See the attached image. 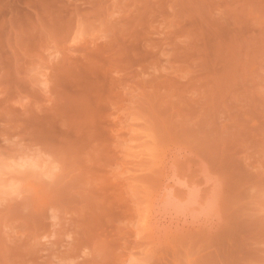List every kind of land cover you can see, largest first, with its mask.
<instances>
[{"label": "rangeland", "instance_id": "rangeland-1", "mask_svg": "<svg viewBox=\"0 0 264 264\" xmlns=\"http://www.w3.org/2000/svg\"><path fill=\"white\" fill-rule=\"evenodd\" d=\"M0 264H264V0H0Z\"/></svg>", "mask_w": 264, "mask_h": 264}, {"label": "bare ground", "instance_id": "bare-ground-1", "mask_svg": "<svg viewBox=\"0 0 264 264\" xmlns=\"http://www.w3.org/2000/svg\"><path fill=\"white\" fill-rule=\"evenodd\" d=\"M187 162H188V161H187ZM186 164H187V163H186ZM188 164H189V162H188ZM181 165L184 166L185 163H184V164L182 163ZM185 166H187V165H185ZM175 169H177V168H175ZM181 170H182V169H181ZM182 171H183V170H182ZM184 171H185V170H184ZM181 174H182V173H181ZM180 176H181V175H180ZM169 178H170V177H169ZM182 178H183V175H182ZM176 179H177V178H176ZM182 180H183V179H182ZM183 182H184V181H183ZM188 185H189V184H188ZM161 186H162V185H161ZM170 186H171V185H170ZM170 186H169V187H170ZM191 186H192V185H191ZM179 187H180V186H179ZM165 188H166V185H165ZM173 188H174V187H173ZM187 188L190 189V187H187ZM178 189H179V188H178ZM191 189H192V188H191ZM165 191H166V190H165ZM177 192H178V191H176V196H177ZM184 192H185V191H184ZM179 193H180V192H179ZM185 193H186V192H185ZM189 193H190V192H189ZM167 194H168V193H167ZM180 194H181V193H180ZM190 194H192V191H191ZM190 194H189V195H190ZM193 194H194V193H193ZM193 194H192V195H193ZM162 195H163V194H162ZM168 197L171 199L172 195L170 196V194H169ZM182 197H183V196H182ZM161 198H162V196H161ZM163 198H164V197H163ZM173 198H174V197H173ZM174 199H175V198H174ZM182 199H183V198H182ZM182 199H181V200H182ZM175 200H176V199H175ZM176 201L180 202L179 200H176ZM176 201H175V202H176ZM191 201H192V200H191ZM183 202H184V201H182V203H183ZM180 203H181V202H180ZM184 208H185V207H184ZM187 208H188V206H187ZM189 209H190V208H189ZM177 210H178V208H177ZM186 210H187V209H185V211H186ZM185 211H182V210H181V211H178V212H179V214H182V215L184 214V215H185V214H187V213H185Z\"/></svg>", "mask_w": 264, "mask_h": 264}]
</instances>
